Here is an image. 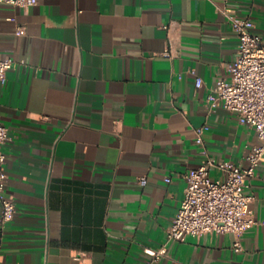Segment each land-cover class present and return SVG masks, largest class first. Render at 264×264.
<instances>
[{
    "label": "crops",
    "instance_id": "1",
    "mask_svg": "<svg viewBox=\"0 0 264 264\" xmlns=\"http://www.w3.org/2000/svg\"><path fill=\"white\" fill-rule=\"evenodd\" d=\"M224 7L264 41V0L0 3V58L14 60L0 122L16 206L0 226V264H150L165 244L153 264H264V161L247 190L257 224L242 250L232 233L167 241L185 174L206 157L247 165L260 143L208 98L239 47ZM210 176L226 178L216 167Z\"/></svg>",
    "mask_w": 264,
    "mask_h": 264
},
{
    "label": "built area",
    "instance_id": "2",
    "mask_svg": "<svg viewBox=\"0 0 264 264\" xmlns=\"http://www.w3.org/2000/svg\"><path fill=\"white\" fill-rule=\"evenodd\" d=\"M39 1L0 0V3L29 8ZM221 11L237 33L239 47L235 60L229 65L230 76L217 80L208 98L213 106L221 102L225 109L237 114L241 124L253 127L260 143L248 151L247 165L206 157L199 166L185 174V197L167 231V241L183 242L189 236L232 233L236 237L235 248L242 250L241 237L257 224L252 208L254 196L247 190L257 166L264 161V41L260 35L252 32L254 23L250 18L238 16L231 7H224ZM23 32L24 28L20 27L19 33ZM165 55L172 54L167 50ZM13 65V58H0V86L6 82L7 72ZM202 84L203 80L197 78V87ZM208 128L202 125L195 129L197 144H204V132ZM9 139L8 128L0 122L1 228L14 218L16 211L15 201L6 189L5 145ZM213 167L221 169L226 178L212 179L210 169ZM140 182L145 185L147 178L142 177ZM166 254L165 244L153 252L150 264L160 262Z\"/></svg>",
    "mask_w": 264,
    "mask_h": 264
}]
</instances>
